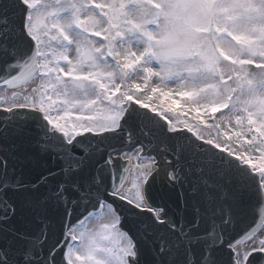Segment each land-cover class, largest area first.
Here are the masks:
<instances>
[{"label": "snow or ice", "instance_id": "snow-or-ice-1", "mask_svg": "<svg viewBox=\"0 0 264 264\" xmlns=\"http://www.w3.org/2000/svg\"><path fill=\"white\" fill-rule=\"evenodd\" d=\"M0 264H264V0H0Z\"/></svg>", "mask_w": 264, "mask_h": 264}]
</instances>
